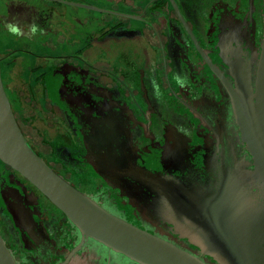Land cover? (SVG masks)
Segmentation results:
<instances>
[{"label":"flooded vegetation","instance_id":"1","mask_svg":"<svg viewBox=\"0 0 264 264\" xmlns=\"http://www.w3.org/2000/svg\"><path fill=\"white\" fill-rule=\"evenodd\" d=\"M32 23L42 35H28ZM232 28L251 35L254 71L264 0H0V77L21 132L54 171L111 214L185 247L147 217L149 202L119 172L213 161L221 126L228 149L239 147L229 98L199 52L233 85L220 55ZM0 235L17 264H60L79 241L2 163ZM68 264L132 263L89 242Z\"/></svg>","mask_w":264,"mask_h":264},{"label":"water","instance_id":"2","mask_svg":"<svg viewBox=\"0 0 264 264\" xmlns=\"http://www.w3.org/2000/svg\"><path fill=\"white\" fill-rule=\"evenodd\" d=\"M223 38L221 63L233 85L199 52L229 98L239 147L231 142L228 149L221 126L214 132L213 161L193 160L179 170L123 164L119 172L149 202L147 217L185 247L111 214L54 171L21 132L0 77V163L38 190L79 234L60 264L89 242L132 264H264V35L254 71L251 35L232 28ZM0 264H17L1 235Z\"/></svg>","mask_w":264,"mask_h":264},{"label":"clouds","instance_id":"3","mask_svg":"<svg viewBox=\"0 0 264 264\" xmlns=\"http://www.w3.org/2000/svg\"><path fill=\"white\" fill-rule=\"evenodd\" d=\"M5 27L7 28L8 32L11 33L13 36H23L24 35V32L22 31V29L20 28L18 24L8 23L5 25ZM38 33L42 35L43 29H41L38 24L32 23L29 26L28 35L34 37ZM174 78L178 84H180L182 87L184 86V82L186 81V78L181 77L179 75H177ZM153 87L154 89H156L157 94H159L158 85H156L154 81H153Z\"/></svg>","mask_w":264,"mask_h":264}]
</instances>
